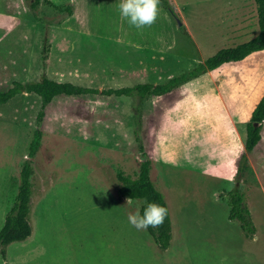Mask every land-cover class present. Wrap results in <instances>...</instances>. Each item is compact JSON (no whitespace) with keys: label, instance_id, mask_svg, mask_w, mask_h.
<instances>
[{"label":"rangeland","instance_id":"rangeland-1","mask_svg":"<svg viewBox=\"0 0 264 264\" xmlns=\"http://www.w3.org/2000/svg\"><path fill=\"white\" fill-rule=\"evenodd\" d=\"M49 1L69 8L62 6L67 0ZM174 2L193 4L186 18L198 45L178 34L172 52L178 68L166 78L258 34L256 24L255 36L250 30L251 37L228 40L218 25L227 14V0ZM66 17L42 0L34 12L24 0H0V92L12 82H36L42 76L98 90L116 87L112 75L123 63L115 48L63 36L59 27ZM247 22L255 29L253 18ZM43 46L48 47L46 55ZM263 94L261 52L205 73L184 92L163 98L165 118L156 121L143 102L140 126L131 98L58 97L44 109L39 124L36 96L22 94L0 106V229L33 133L42 132L31 160L32 233L7 246L0 264H264V121L238 185L235 161L226 159L227 153H243L245 126ZM146 158L152 161L149 178L170 216L172 238L166 251L145 230L128 223L127 200L116 194L118 175L135 179ZM236 185L256 229L253 238H245L238 224L228 220L226 194Z\"/></svg>","mask_w":264,"mask_h":264},{"label":"trees","instance_id":"trees-1","mask_svg":"<svg viewBox=\"0 0 264 264\" xmlns=\"http://www.w3.org/2000/svg\"><path fill=\"white\" fill-rule=\"evenodd\" d=\"M28 3L29 10L34 12L39 6L40 0H24ZM42 2L53 10L61 13L65 12L67 16L71 15V9H61L48 0ZM255 14L257 19L258 34L246 43L233 48L219 50L216 54L207 58L202 63H198L190 70L173 76L162 84H137L132 87H123L118 89L98 90L86 88L71 83L55 82L42 76L39 81L29 83L12 82L10 87L0 92V106L7 104L17 96L22 94L33 95L40 100V110L36 116V123L39 124L43 117L44 109L58 97H81V96H100L105 98H131L134 101V115L138 118L137 126H140L141 104L150 97H159L170 94L181 86L191 82L193 79L214 71L224 65L239 63L253 54L264 52V0H253ZM161 7L168 13L171 19L180 21L178 14L169 4L168 0H159ZM184 31L183 26L179 27ZM43 53H48V47L43 46ZM264 121V94L254 107L249 122L245 126V141L243 153L235 162L236 184H239V178L247 171L246 156L250 154L261 140V126ZM42 140V132L36 130L33 133L29 145L28 159L21 165L18 174V186L13 203L5 215L3 226L0 229V254L5 256V248L13 243H20L27 240L32 233L29 222L31 213L32 188L30 183L31 160L37 155ZM152 168V161L146 158L139 164L138 174L135 179L122 177L118 175L119 186L116 189L119 200L144 201L157 203L167 209L163 196L155 189L152 184L149 173ZM228 192V220L238 224L245 238H253L256 229L251 219L248 206L244 196L240 193L238 187ZM223 196V195H222ZM146 232L152 239L155 246L160 251H166L171 242V221L167 209V216L163 223L158 227H149Z\"/></svg>","mask_w":264,"mask_h":264},{"label":"crops","instance_id":"crops-1","mask_svg":"<svg viewBox=\"0 0 264 264\" xmlns=\"http://www.w3.org/2000/svg\"><path fill=\"white\" fill-rule=\"evenodd\" d=\"M227 1L226 4L228 6L225 7L228 9L225 10L227 14L219 17L221 22L218 25L224 28L223 30L226 32L228 40L235 41L251 37L250 30L255 32V36L257 21L251 0H243L239 4L232 2V0ZM120 2L121 0L64 1L62 6L68 5L72 12L70 16H67L61 22L59 29L62 31L63 36L67 38L72 37V39L88 44H92L91 41H96L115 48L113 51L117 52L116 55L121 60L119 62L123 63V65L120 64L122 68H119L116 74L112 75L111 83L115 84L116 87L111 89L132 87L137 84L158 85L164 83L173 77L166 78L167 75L175 72L178 68V61L172 53L177 46L178 34H183L196 47L198 45L194 41L190 20L186 18L187 15L192 14L193 4L186 3L183 6H179L175 5L176 2L174 0H168L180 17L181 25L184 28V31H180L159 3L156 21L151 26L135 28L125 18L120 16L118 10ZM252 18L255 22V29H249L251 25L247 22V19ZM91 48L93 49V47L87 46L88 51ZM217 79L221 81L222 77L218 75ZM190 83L181 86L170 94L148 98L144 101L145 111H148L156 121L159 118H165L168 115V110L166 109L168 107L164 106L161 100L163 98H172L178 93L184 92L185 86ZM181 96L178 95V97ZM219 97L221 99L220 94ZM173 101L175 103L176 100ZM174 103L173 105H175ZM159 124L160 122H158ZM239 155L240 153L236 155L227 153L226 159L236 162ZM131 231L136 234L135 229ZM180 232L182 234V231ZM109 247H111V244Z\"/></svg>","mask_w":264,"mask_h":264},{"label":"clouds","instance_id":"clouds-1","mask_svg":"<svg viewBox=\"0 0 264 264\" xmlns=\"http://www.w3.org/2000/svg\"><path fill=\"white\" fill-rule=\"evenodd\" d=\"M159 0H121L119 14L135 28L151 26L157 19ZM129 206L127 221L137 230H147L161 225L167 216V209L157 203L144 201L133 205V199L126 201Z\"/></svg>","mask_w":264,"mask_h":264},{"label":"water","instance_id":"water-1","mask_svg":"<svg viewBox=\"0 0 264 264\" xmlns=\"http://www.w3.org/2000/svg\"><path fill=\"white\" fill-rule=\"evenodd\" d=\"M181 26V24L179 22H177V27L179 28Z\"/></svg>","mask_w":264,"mask_h":264}]
</instances>
